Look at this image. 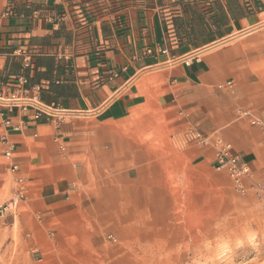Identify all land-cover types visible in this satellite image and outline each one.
I'll return each mask as SVG.
<instances>
[{
  "label": "crops",
  "instance_id": "0c3cea01",
  "mask_svg": "<svg viewBox=\"0 0 264 264\" xmlns=\"http://www.w3.org/2000/svg\"><path fill=\"white\" fill-rule=\"evenodd\" d=\"M263 45L264 0H0V96L67 113L0 110V203L25 192L12 227L47 239L86 164L139 162L157 142L203 170L229 145L264 184Z\"/></svg>",
  "mask_w": 264,
  "mask_h": 264
},
{
  "label": "rangeland",
  "instance_id": "374dc122",
  "mask_svg": "<svg viewBox=\"0 0 264 264\" xmlns=\"http://www.w3.org/2000/svg\"><path fill=\"white\" fill-rule=\"evenodd\" d=\"M255 55L257 82L264 50ZM140 150L139 162L86 164L73 212L47 239L0 218V264H264V210L252 190L261 183L251 177L240 195L215 165L198 168L158 142Z\"/></svg>",
  "mask_w": 264,
  "mask_h": 264
},
{
  "label": "built area",
  "instance_id": "2783aa9c",
  "mask_svg": "<svg viewBox=\"0 0 264 264\" xmlns=\"http://www.w3.org/2000/svg\"><path fill=\"white\" fill-rule=\"evenodd\" d=\"M23 66L27 67L29 63V57L24 56L22 59ZM25 83V80L20 77L17 79L18 86H21ZM20 109L21 111L33 110L34 119H38L41 116H48L53 118L56 122H60L67 113L63 110H60L57 106L53 105H44L38 101L35 97H27L26 92L22 91L21 95L11 94L10 96H0V110H12ZM238 118H252L254 116L250 111H238ZM254 123L260 126L258 120H254ZM199 139V138H198ZM200 142L203 145L208 143L207 139H200ZM220 145L219 150L215 155V169L225 171L228 175L230 181L232 182L233 188L240 195H245L247 189L245 187V181L251 178V169L248 164L240 161L238 156L231 154V148L229 145H223L221 142H218ZM4 157L10 159L12 157V149L7 150L4 153ZM17 168L15 166L11 167V172H16ZM21 182V180H19ZM253 192L257 195L262 208L264 210V184H255L252 188ZM25 198L24 189L21 187L17 193V196L6 203L0 205V218L6 216L11 212L20 201H23Z\"/></svg>",
  "mask_w": 264,
  "mask_h": 264
}]
</instances>
